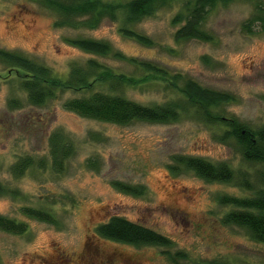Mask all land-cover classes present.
<instances>
[{"label":"rangeland","instance_id":"374dc122","mask_svg":"<svg viewBox=\"0 0 264 264\" xmlns=\"http://www.w3.org/2000/svg\"><path fill=\"white\" fill-rule=\"evenodd\" d=\"M252 10L244 1L214 10L206 26L216 42L207 43L176 41L172 19L177 6H167L133 26L155 40L147 47L122 35L121 20L105 19L94 29L58 27V12L37 0H0V48L26 55L65 78L73 62L95 57L67 38L106 39L129 56L162 63L205 86L236 94L237 102L228 106L230 114L264 125V31L248 34L243 29ZM98 58L118 72L134 77L140 73L112 56ZM139 83L126 87L124 94L145 104L177 96ZM83 94L66 89L45 104H32L17 71L0 61V181L18 192L0 196V214L29 226L24 234L0 230V264H173L165 250L183 251L187 258L182 264L220 257L233 264H264V243L246 229L223 222L231 207L219 197L248 192L205 181L193 172H170L175 154L246 169L235 145L219 140L218 128L191 117L170 123L101 122L65 107L68 99ZM57 130L77 146L62 173L52 170L49 155V138ZM91 134L99 139H91ZM24 156L44 158L48 165L31 167L16 177L12 167ZM115 181L145 185L147 192L124 193ZM23 206L47 209L59 223L28 218ZM113 215L156 229L172 239V246H134L100 236L97 226Z\"/></svg>","mask_w":264,"mask_h":264},{"label":"trees","instance_id":"16d2710c","mask_svg":"<svg viewBox=\"0 0 264 264\" xmlns=\"http://www.w3.org/2000/svg\"><path fill=\"white\" fill-rule=\"evenodd\" d=\"M42 5L58 12V27L97 28L103 20H121L120 32L137 43L153 47L155 40L133 26L145 18L158 13L167 6H177L172 22L177 26L176 41L199 40L215 43V34L206 26L211 13L219 7L244 1L252 5L251 15L243 24L248 34L264 31V0H37ZM67 41L81 50L92 54L84 63L71 65L68 76L55 75L52 68L39 63L19 52L0 48V61L16 70L22 88L27 91L32 104L42 105L66 89L84 94L70 98L65 107L80 116L118 125H129L137 121L170 123L182 117H191L219 129L221 142L233 143L242 155L247 168H235L228 163H214L204 157L175 154L169 169L172 174L193 172L208 182L233 184L248 192L246 195H222L219 202L231 209L224 215L223 222L247 230L251 237L264 243V125H251L230 114L228 106L237 102L236 94L205 86L182 72H175L168 66L155 61L141 60L136 56L115 49L106 39L91 37H70ZM112 56L131 64L139 71L138 77L121 73L102 62L98 57ZM205 59V58H204ZM136 82L157 86L177 96L162 103L145 104L124 94L128 86ZM139 85L141 86V84ZM91 139H99L91 134ZM49 155L52 170L65 171L68 161L77 152L74 140L62 130L54 131L49 138ZM44 158L20 157L12 167V173L20 177L31 167L44 169ZM90 165L96 167L91 160ZM120 191L142 196L145 185H132L121 181L113 182ZM14 188L0 181V196H17ZM24 216L48 224L59 222L51 211L33 206L21 208ZM27 222L0 214V230L12 234L28 231ZM96 231L104 238L134 246L152 245L171 247L173 241L156 229L132 221L120 215H113L101 222ZM173 264H182L187 258L183 251L171 253L165 250ZM197 264H233L223 258L210 259Z\"/></svg>","mask_w":264,"mask_h":264}]
</instances>
